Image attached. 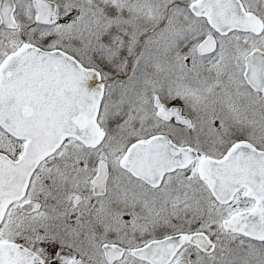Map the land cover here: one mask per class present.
Segmentation results:
<instances>
[{
  "label": "snow or ice",
  "instance_id": "obj_1",
  "mask_svg": "<svg viewBox=\"0 0 264 264\" xmlns=\"http://www.w3.org/2000/svg\"><path fill=\"white\" fill-rule=\"evenodd\" d=\"M0 264H264V0H0Z\"/></svg>",
  "mask_w": 264,
  "mask_h": 264
}]
</instances>
